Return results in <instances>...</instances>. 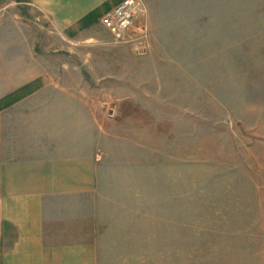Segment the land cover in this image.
<instances>
[{"label":"rangeland","instance_id":"obj_1","mask_svg":"<svg viewBox=\"0 0 264 264\" xmlns=\"http://www.w3.org/2000/svg\"><path fill=\"white\" fill-rule=\"evenodd\" d=\"M26 1L0 0V14H24L39 44L77 63L109 126L100 264H264V0L222 23L210 0L200 15L189 0H145L156 28L143 45L100 23L119 0L63 37ZM173 16L182 27L166 29Z\"/></svg>","mask_w":264,"mask_h":264},{"label":"crops","instance_id":"obj_2","mask_svg":"<svg viewBox=\"0 0 264 264\" xmlns=\"http://www.w3.org/2000/svg\"><path fill=\"white\" fill-rule=\"evenodd\" d=\"M111 1L23 3L48 22L47 36L63 37ZM207 2L221 23L245 20V13L255 8L244 0ZM144 4L151 38L156 25ZM204 4L189 0L187 8L200 15ZM176 16L165 20L166 29L182 27ZM2 17L13 27L0 28V100L9 94L16 99L0 108V264H100L106 226L94 218V197L108 164L103 157L109 145L104 142L110 134L107 120L76 62L57 60V46L39 44V31L24 22V14L3 12ZM205 20L199 16L193 21ZM179 33L169 36L176 46L192 42Z\"/></svg>","mask_w":264,"mask_h":264},{"label":"built area","instance_id":"obj_3","mask_svg":"<svg viewBox=\"0 0 264 264\" xmlns=\"http://www.w3.org/2000/svg\"><path fill=\"white\" fill-rule=\"evenodd\" d=\"M145 13L143 0H119L100 16L99 21L117 42L143 45L147 40Z\"/></svg>","mask_w":264,"mask_h":264},{"label":"trees","instance_id":"obj_4","mask_svg":"<svg viewBox=\"0 0 264 264\" xmlns=\"http://www.w3.org/2000/svg\"><path fill=\"white\" fill-rule=\"evenodd\" d=\"M20 1H22V0H20ZM107 8H109V4H108V2H105L101 7L96 8L93 11L89 12L85 16V18H83V20L86 19V18H93V19H95L96 17L99 16V14L101 13V11L103 9L106 10ZM15 99H16V96L13 95V94H9V95L5 96L4 98H2L0 100V108L7 106L11 102H13Z\"/></svg>","mask_w":264,"mask_h":264}]
</instances>
